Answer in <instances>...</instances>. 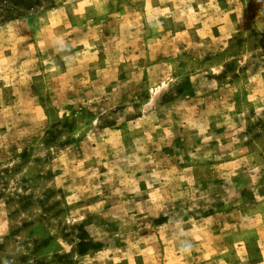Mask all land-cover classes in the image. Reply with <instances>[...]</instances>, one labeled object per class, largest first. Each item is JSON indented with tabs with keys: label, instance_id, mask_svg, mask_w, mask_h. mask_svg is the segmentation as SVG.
I'll use <instances>...</instances> for the list:
<instances>
[{
	"label": "rangeland",
	"instance_id": "obj_1",
	"mask_svg": "<svg viewBox=\"0 0 264 264\" xmlns=\"http://www.w3.org/2000/svg\"><path fill=\"white\" fill-rule=\"evenodd\" d=\"M0 264H264V0L0 22Z\"/></svg>",
	"mask_w": 264,
	"mask_h": 264
},
{
	"label": "trees",
	"instance_id": "obj_2",
	"mask_svg": "<svg viewBox=\"0 0 264 264\" xmlns=\"http://www.w3.org/2000/svg\"><path fill=\"white\" fill-rule=\"evenodd\" d=\"M40 2L41 0H0V22L20 17L25 10L39 5ZM81 244L79 242L78 253L84 251Z\"/></svg>",
	"mask_w": 264,
	"mask_h": 264
}]
</instances>
